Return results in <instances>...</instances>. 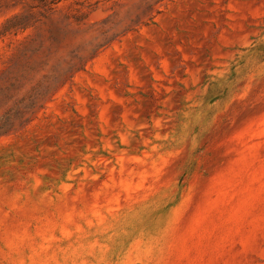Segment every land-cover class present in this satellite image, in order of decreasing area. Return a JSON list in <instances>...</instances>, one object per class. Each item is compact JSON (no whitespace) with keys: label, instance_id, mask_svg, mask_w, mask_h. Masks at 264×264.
I'll return each mask as SVG.
<instances>
[{"label":"rangeland","instance_id":"1","mask_svg":"<svg viewBox=\"0 0 264 264\" xmlns=\"http://www.w3.org/2000/svg\"><path fill=\"white\" fill-rule=\"evenodd\" d=\"M0 264H264V0H0Z\"/></svg>","mask_w":264,"mask_h":264}]
</instances>
